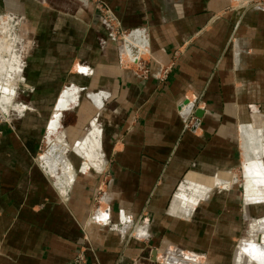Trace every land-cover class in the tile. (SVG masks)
<instances>
[{"label":"crops","instance_id":"0c3cea01","mask_svg":"<svg viewBox=\"0 0 264 264\" xmlns=\"http://www.w3.org/2000/svg\"><path fill=\"white\" fill-rule=\"evenodd\" d=\"M0 2V264H253L237 244L264 184L231 183L244 163L264 175V4Z\"/></svg>","mask_w":264,"mask_h":264},{"label":"bare ground","instance_id":"6f19581e","mask_svg":"<svg viewBox=\"0 0 264 264\" xmlns=\"http://www.w3.org/2000/svg\"><path fill=\"white\" fill-rule=\"evenodd\" d=\"M1 35L3 36V34H1ZM10 39L11 38H9L8 40H10ZM3 41H4V39H3ZM4 45H5V42H4ZM1 49L2 48H1V45H0V51H1ZM56 116H58V115H56ZM53 128H55V127L53 126L51 129H53ZM51 131H53V130H51ZM94 142L95 141H93V143ZM91 143H92V141H91ZM91 146L97 147L98 145H91ZM93 147H92V150H93ZM79 148L80 149H84L85 148V144L83 145V147H79ZM95 151H96V149H95ZM259 163H258V161L250 162L249 164H247L244 167L245 171H246V177L249 178L250 182L255 183L257 185L264 184V175L262 174V171H261L262 167H260ZM253 170L255 171L254 173H253ZM217 182H218V180H217ZM213 184H217V183L215 181H213ZM263 197L264 196L260 192H257L256 194L255 193L251 194V196H249L251 201H255V202L261 201V198H263ZM255 231H256L255 232L256 236H258V235L261 236L260 241L258 239V241L256 240L254 243L247 242V243L241 244V248H239V250H238V252H239L238 255H240L244 261L253 260V261H255L258 264H264V238H263V236H264V222H261L260 224H258L256 226ZM168 259H169V261L175 262V263H183V264L193 263V264H198L196 259L189 258L188 256L179 257L178 258L173 253H170V256L168 257Z\"/></svg>","mask_w":264,"mask_h":264},{"label":"rangeland","instance_id":"374dc122","mask_svg":"<svg viewBox=\"0 0 264 264\" xmlns=\"http://www.w3.org/2000/svg\"><path fill=\"white\" fill-rule=\"evenodd\" d=\"M254 1V3L255 2H262L263 4H264V0H253ZM17 7L20 9V10H24V11H26V12H28L29 11V9H28V5H27V3H22V2H19V5H17ZM4 12V4L2 3V2H0V17L1 16H4L6 13H3ZM29 13V12H28ZM34 13V14H33ZM33 13H31V15H32V17L33 18H36V15H37V12L36 11H33ZM18 14H16V17H15V21H14V23H13V26H14V34H12V36L14 37V42H15V44H17V50H19L20 51V53H19V51L17 52V53H19V55H21V58H22V60H24V57H25V54L27 53V50L24 52V53H22V50H21V45L22 44H25V45H28V43L29 42H32V37H30V34H28V29H29V27H28V23H27V21L25 20V19H21V17L20 16H17ZM29 19V18H28ZM30 21H35L34 19H29ZM0 24H1V22H0ZM3 24H4V22H3ZM33 24V23H32ZM15 100H16V97H15ZM0 117H1V114H0ZM46 149V145L45 144H43V150H45ZM248 162V161H247ZM249 164V163H248ZM245 165H247L246 163H244V165H243V170L242 169H237V171H236V173H234V178H233V181H232V186L233 185H240V186H245L246 185V178H245V169H244V166ZM245 184V185H244ZM258 188H260L261 189V187H258ZM255 220H253V223L255 222L256 223V226L258 225V224H260V222H262L261 221V217H259V218H254ZM248 228H250V229H248V232H247V234H246V236H245V238H244V240L242 239L241 241H239L238 242V244H237V248H239L240 247V245L241 244H243V243H247V242H252V243H254L256 240L258 241V239H261V236L260 235H258V236H256V234H255V229H256V227H254V224H253V226H250L249 224H248ZM255 239V240H254ZM178 248H174V250H177ZM179 250V249H178ZM173 252H175V251H173ZM170 253H172V252H169V254ZM165 254L163 255V259H161V261H163L164 263L166 262L165 261ZM190 264H193V263H190ZM253 264H258V263H256L255 261H253Z\"/></svg>","mask_w":264,"mask_h":264},{"label":"built area","instance_id":"2783aa9c","mask_svg":"<svg viewBox=\"0 0 264 264\" xmlns=\"http://www.w3.org/2000/svg\"><path fill=\"white\" fill-rule=\"evenodd\" d=\"M96 4H97L96 8L98 12L100 13L101 18L112 29V33H111L112 39L114 41L121 42V49H120L121 58L134 63L136 65L137 72L141 73L143 76H146L148 74V69H147V64L145 63L144 58H142L143 57L142 53H139L141 55L131 56L127 52V49L130 46L127 41V32L118 26L117 19L115 18V16L111 13L109 8L104 3L97 1ZM162 73H163V77H162L163 79L166 77L167 70H163ZM189 126H190V123L187 124V127ZM2 134H3V130L0 125V137L2 136ZM83 259H84L83 256L78 257L79 261H83Z\"/></svg>","mask_w":264,"mask_h":264},{"label":"water","instance_id":"95a60500","mask_svg":"<svg viewBox=\"0 0 264 264\" xmlns=\"http://www.w3.org/2000/svg\"><path fill=\"white\" fill-rule=\"evenodd\" d=\"M259 241H260V239H259Z\"/></svg>","mask_w":264,"mask_h":264}]
</instances>
